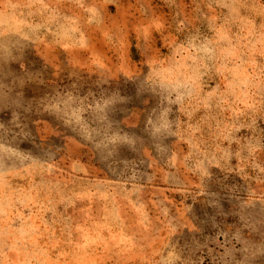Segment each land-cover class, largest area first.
Returning <instances> with one entry per match:
<instances>
[{
    "label": "rangeland",
    "instance_id": "rangeland-1",
    "mask_svg": "<svg viewBox=\"0 0 264 264\" xmlns=\"http://www.w3.org/2000/svg\"><path fill=\"white\" fill-rule=\"evenodd\" d=\"M0 264H264V0H0Z\"/></svg>",
    "mask_w": 264,
    "mask_h": 264
},
{
    "label": "crops",
    "instance_id": "crops-1",
    "mask_svg": "<svg viewBox=\"0 0 264 264\" xmlns=\"http://www.w3.org/2000/svg\"><path fill=\"white\" fill-rule=\"evenodd\" d=\"M71 144H74L75 146L83 145L82 143L79 142V140L65 139V140H63V145L62 146H67V145H71ZM85 145L86 144H84V146ZM61 151H63V152H65V151L70 152L71 150H68V149L62 150V149H60L59 152H61ZM79 151L93 152V148L92 149H88V148L79 149Z\"/></svg>",
    "mask_w": 264,
    "mask_h": 264
}]
</instances>
